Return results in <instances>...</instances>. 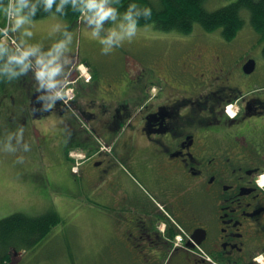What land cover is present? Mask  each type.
<instances>
[{
  "label": "flooded vegetation",
  "instance_id": "flooded-vegetation-1",
  "mask_svg": "<svg viewBox=\"0 0 264 264\" xmlns=\"http://www.w3.org/2000/svg\"><path fill=\"white\" fill-rule=\"evenodd\" d=\"M202 46L164 59L176 80L164 75L154 96V85L117 82L103 123L83 105L70 111L76 100L57 98L42 111L52 102L47 87L28 102L9 104L12 115L2 128H26L31 119L61 111L73 131L77 114L89 119L110 146V152L98 147L92 178L86 175L111 208V245L121 264H264V189L258 185L264 176V68L246 72L254 57L241 64V50L219 44L209 64ZM137 90L143 100L134 108L129 100ZM84 142L94 146L87 137ZM12 250L0 264L41 263L42 257Z\"/></svg>",
  "mask_w": 264,
  "mask_h": 264
},
{
  "label": "rangeland",
  "instance_id": "rangeland-1",
  "mask_svg": "<svg viewBox=\"0 0 264 264\" xmlns=\"http://www.w3.org/2000/svg\"><path fill=\"white\" fill-rule=\"evenodd\" d=\"M153 1L155 2L156 0ZM232 1L234 0H206L203 6L208 10H215ZM57 15L60 16L59 14ZM242 15L245 20L244 26L233 40H227L223 36L222 28L208 31L198 22L195 23L193 30L189 33L175 29L164 30L157 27L154 22H150L148 23L150 25L148 28H144V24H140L141 28L136 37L131 41H125L121 46L107 54L102 52L101 49L103 46L99 43L98 39L91 36L90 28L80 18V15L74 20L63 17L65 21H68L66 22L68 32L72 31L74 34L72 41L68 45L69 50H66L68 54L65 55L64 59H60L63 66L70 65L71 67L64 81L66 88H70L71 92L76 94L77 104H70L68 106L69 110L77 113L79 110L77 109L78 105H83L84 110H86L85 107L93 108L95 112H98V119L96 120L103 123L102 117L106 118L110 115V107H112V104L106 102L102 94L105 93L104 88L110 90L114 87V81L106 75L115 73L118 82L128 81L138 82L139 84L144 82L149 85H154L150 92L154 96L160 89L158 87L162 85L164 75L169 80H176L172 74L171 66L167 68L164 64V59H173L172 55H175L177 50H180V52L176 55H179L183 50L193 54L200 44L203 45L202 47L207 55L205 58L209 64L211 63V53L219 44L241 50V64L244 63L248 56H253L257 62L256 70L263 69L264 38L252 27L250 11L245 8L242 10ZM44 18H32L35 22V31L39 32L37 39L40 44L50 43L51 41L47 37L58 30L56 21L45 25L41 22ZM104 24L106 28L112 26V22L108 20ZM91 27H94V25ZM77 28L78 34H76ZM106 28L101 29V36L108 34ZM68 32H65L64 29L62 32H58L59 36L57 41L61 39L66 40ZM79 32L82 33V36ZM0 39H6L4 33H0ZM47 46H43L39 51L47 52L53 47V45ZM15 52V47L9 45L8 56L6 53L3 55L9 57ZM28 59L32 61L31 64L36 69V56H30ZM83 62L87 67L89 64V68L94 71L93 80L87 86L82 85L84 81H78L83 74L79 69ZM82 67L84 68L83 65H81ZM59 85H57L58 88L60 87ZM100 85L102 89H99V92L95 91ZM47 89L51 93L52 90L48 87ZM134 92L133 95H130L131 99L129 101L132 102L135 100L133 102L135 108L136 100L140 99L142 101L143 94L141 90ZM85 97H90V99L86 100L84 104ZM107 98L109 97L107 96ZM142 105L143 103L137 105V111L142 109ZM17 106L16 109L18 112L19 108ZM5 110L10 111L11 107L6 105ZM77 115L80 117L78 118L79 129L71 131V136L73 137L70 140L68 154L72 159L70 152H81L85 155V151L87 158L81 162L82 165L83 162L91 157L96 159L98 147H102L110 152V146H106L104 139L93 132L90 122H88L89 119L87 120L82 115ZM5 117L0 116V138L17 129L16 127L15 129L2 128L6 122L10 121L8 116ZM15 121L18 124L17 119ZM81 127L84 130H81ZM85 137H87L88 142L90 140L94 142L93 147H89L87 144L84 146ZM24 138L29 143L27 135ZM13 143H15V140H13ZM30 146L32 151L24 156L23 162L17 159L19 153L0 151V219L18 212H24L34 217L57 213L60 221L37 245L32 247L25 246L23 250L17 249L19 255L26 254L42 257L40 264H121L118 259L120 253H116L111 245L112 229L108 220L111 208L107 202L99 201L96 188L93 184H90L87 175H84L83 180L74 177V180L69 179V181H66V189H68V192L64 194L67 196L65 200H59L56 198L55 187L52 184L53 180L51 182L49 181L53 175L50 174V170L42 157L40 164L43 171L48 173V175L44 173V177L49 179L48 183H39L37 186L31 184L30 186L39 188L37 193L29 190L28 187L30 186H28L29 183H26V180L27 182H29V179L35 182L37 180L34 179V176L37 177L35 173V165L37 162L34 163L33 161L36 159L34 153L38 150L37 146L33 149L31 142ZM30 154L35 159H31ZM81 165L78 174L81 172ZM94 169L95 167L91 171L94 172ZM90 175L92 178L93 174L90 173ZM47 187L49 189V195L46 193Z\"/></svg>",
  "mask_w": 264,
  "mask_h": 264
},
{
  "label": "clouds",
  "instance_id": "clouds-1",
  "mask_svg": "<svg viewBox=\"0 0 264 264\" xmlns=\"http://www.w3.org/2000/svg\"><path fill=\"white\" fill-rule=\"evenodd\" d=\"M40 0H0V15L5 17L6 24L0 27V33L7 34L15 32L26 23L34 25L32 17L35 16L37 11V3ZM44 10L50 13V17H56L57 20H62L67 15L68 9L65 5L69 0H42ZM55 5V11H51ZM71 9L80 14V18L91 30V36L98 39L99 43L103 46L102 52L105 54L112 52L115 48L121 46L125 41H131L136 37L140 31L141 25L139 23L141 17L146 21L144 28L150 25L147 21L153 15V8L151 6L141 7L135 0H132L123 12H121L112 3V0H71ZM57 13H64V16H58ZM108 20L112 22V26L105 27L104 22ZM62 23L57 24V29L60 28ZM64 31L68 32V25L62 24ZM94 27H91L93 26ZM106 28L108 34L101 36V29ZM24 31L27 35H32L31 29L25 28ZM73 32H68L67 39H61L53 44V47L47 52H41L36 55L40 50V45H32L23 49L17 47L16 53L8 57V62L14 61L16 64L21 65L18 71L13 69L14 75L26 72L27 68L31 65L32 61L28 58L36 55V72L35 79L39 81L38 89L47 86L51 89L52 102L46 104L42 111L55 106V100L64 99L68 95L70 89L66 88L65 81L56 79L58 72L62 70V63L60 57L62 52L68 49L69 42L73 39ZM9 52V42L6 39H0V54ZM4 71H8V64L5 65ZM62 84V87H57ZM43 95V94H42ZM232 115V106L227 109ZM15 140V143H13ZM22 145V148L20 147ZM30 144L25 141L23 126L17 128L15 131L7 133L3 138H0V151L8 153H21L17 159L23 162L24 155L30 151ZM260 188L264 189V176L258 180Z\"/></svg>",
  "mask_w": 264,
  "mask_h": 264
},
{
  "label": "trees",
  "instance_id": "trees-1",
  "mask_svg": "<svg viewBox=\"0 0 264 264\" xmlns=\"http://www.w3.org/2000/svg\"><path fill=\"white\" fill-rule=\"evenodd\" d=\"M206 0H135L141 6H151L153 15L147 23L154 22L155 25L164 30H178L189 33L193 30L196 22L200 23L205 30L212 31L222 28L223 36L234 39L243 28L245 20L242 15L243 9L250 11L251 25L264 38V0H234L215 10L204 8ZM132 0H112V3L121 12L126 10ZM68 9L64 18L74 20L80 15L71 9V0L65 5ZM55 11V5L53 9ZM44 10L42 0L37 3V11L32 18H43L49 15ZM64 16V13H57ZM0 15V24L4 22ZM140 24L146 21L141 17ZM264 41V40H263ZM264 55V42H263ZM4 56V57H3ZM14 62V61H12ZM11 62V63H12ZM4 64H10L6 55L0 54V68ZM13 76V75H8ZM86 143L84 144V146ZM60 221L57 213H49L37 217L29 216L23 212L12 214L0 219V250L1 255L8 257L13 247L23 249L25 246H35L43 240Z\"/></svg>",
  "mask_w": 264,
  "mask_h": 264
},
{
  "label": "crops",
  "instance_id": "crops-1",
  "mask_svg": "<svg viewBox=\"0 0 264 264\" xmlns=\"http://www.w3.org/2000/svg\"><path fill=\"white\" fill-rule=\"evenodd\" d=\"M49 15L45 16L43 21H41L43 24L47 25V23H50L52 21H56L57 24L58 23L66 24V22H68L65 21L64 19L57 20L56 17H50ZM62 24L56 32L54 31V33L51 34V36L47 37L48 39H50L51 42L50 43L47 42L46 44L39 43V40L37 39V35L39 34V32L35 31V23L34 25L31 23H26L20 29L16 30V35L23 48L39 44L41 49L43 46L48 47L47 45H53L55 42H57V38L59 36L58 32L60 31L62 32L64 29ZM25 28L31 29L32 35H27V33L24 31ZM74 28L76 29V27ZM76 34H78V28ZM40 53L41 51L37 52L36 55H39ZM6 54L8 56V53ZM66 54L68 53L65 50L64 52H62L60 59H64ZM36 55H33V57ZM5 65L6 64L2 65V67L0 68V116L10 117L12 115L11 110L10 111L5 110L4 107H2L1 105L21 103L24 101L28 102L29 98L33 96L32 93H34L38 89L39 81L35 79L36 69L33 68L32 66H29L26 72L20 73L17 76L13 74V69L18 71L21 65L12 62L8 64L9 70L4 71L3 69ZM70 70H71L70 65L63 66L62 70L57 73L56 79L60 81H64ZM91 71L93 74L94 72L93 69H91ZM8 75H13V76H8ZM106 76H109V79L114 81V85L117 84L115 73H109ZM123 84H125V82ZM61 85L62 84H60L59 86L62 87ZM82 85L87 86L89 84L83 82ZM90 97H85L84 104L86 103V100L90 99ZM106 102H109L108 98L106 99ZM86 109L89 112L95 113L94 111L95 109L93 108L86 107ZM69 120L70 118L68 115H64L61 111H54L41 118L37 117V119L35 118V120L31 119L27 124L28 127L24 128V135L25 136L27 135L29 144L31 142L33 145V149H35L36 146L38 149L36 153H34L36 159L30 154L31 159H35L33 162L34 163L37 162V164L35 165V173L37 177L34 176V179L37 180L35 182L32 179H29L28 180L29 182H27L26 180V183H29L28 186H30L31 184L37 186V184L39 183H44V184L48 183L49 179H46L44 177L45 171H43L40 164V160L43 157L48 169L50 170V174L53 175V177L49 181L51 182V180H53L52 184L55 187L56 198L59 200H65V197L67 196L66 194H64L68 192V189H66V181H69V179L74 180V177L83 180V177L84 175H86L87 172L93 174V171H91V169L94 167V160H95L94 157H91L90 159L83 162V164L81 165L80 174H75L72 171L73 159L69 157L68 152H69L71 131L73 130H71L69 126ZM91 120H93V118H91ZM102 134L109 135V132L107 131ZM31 151L32 149L30 148V151L23 153V155L25 156L27 153H30ZM20 154L21 153H19V155ZM45 174L48 175V173ZM36 186H30L28 188L31 192L37 193L39 191V188ZM46 191H47L46 193L49 195L48 187L46 188Z\"/></svg>",
  "mask_w": 264,
  "mask_h": 264
},
{
  "label": "water",
  "instance_id": "water-1",
  "mask_svg": "<svg viewBox=\"0 0 264 264\" xmlns=\"http://www.w3.org/2000/svg\"><path fill=\"white\" fill-rule=\"evenodd\" d=\"M256 67V61L254 59L249 60L245 65L246 72H252Z\"/></svg>",
  "mask_w": 264,
  "mask_h": 264
},
{
  "label": "built area",
  "instance_id": "built-area-1",
  "mask_svg": "<svg viewBox=\"0 0 264 264\" xmlns=\"http://www.w3.org/2000/svg\"><path fill=\"white\" fill-rule=\"evenodd\" d=\"M10 36V35H9ZM11 37V39L14 41V39L12 38V36H10ZM74 170L75 171H78V165H76L75 167H74ZM181 236H178V241H181Z\"/></svg>",
  "mask_w": 264,
  "mask_h": 264
},
{
  "label": "bare ground",
  "instance_id": "bare-ground-1",
  "mask_svg": "<svg viewBox=\"0 0 264 264\" xmlns=\"http://www.w3.org/2000/svg\"><path fill=\"white\" fill-rule=\"evenodd\" d=\"M83 66H84V65H83ZM82 68H83V67H82ZM84 68H85V66H84ZM84 68H83V69H84Z\"/></svg>",
  "mask_w": 264,
  "mask_h": 264
}]
</instances>
